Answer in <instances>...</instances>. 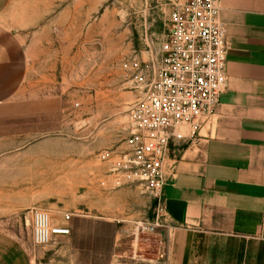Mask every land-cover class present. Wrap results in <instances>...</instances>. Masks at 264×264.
Returning <instances> with one entry per match:
<instances>
[{
    "label": "rangeland",
    "instance_id": "rangeland-1",
    "mask_svg": "<svg viewBox=\"0 0 264 264\" xmlns=\"http://www.w3.org/2000/svg\"><path fill=\"white\" fill-rule=\"evenodd\" d=\"M170 12L171 0H8L0 23L26 44L28 75L0 103V231L43 247L33 209L83 216L107 207L136 218L134 239L162 253L160 229L137 230L153 221V200L111 175L138 98L122 63L138 55L158 64Z\"/></svg>",
    "mask_w": 264,
    "mask_h": 264
},
{
    "label": "crops",
    "instance_id": "crops-1",
    "mask_svg": "<svg viewBox=\"0 0 264 264\" xmlns=\"http://www.w3.org/2000/svg\"><path fill=\"white\" fill-rule=\"evenodd\" d=\"M219 10L226 84L195 136L184 128L185 139L170 147L162 253L134 239L136 218L99 207L69 221L54 212L70 235L43 247L0 231V264H264V0H220ZM27 75L26 44L0 23V103Z\"/></svg>",
    "mask_w": 264,
    "mask_h": 264
},
{
    "label": "built area",
    "instance_id": "built-area-1",
    "mask_svg": "<svg viewBox=\"0 0 264 264\" xmlns=\"http://www.w3.org/2000/svg\"><path fill=\"white\" fill-rule=\"evenodd\" d=\"M219 1L171 0L169 33L158 64L138 55L122 63L138 98L129 107L127 149L119 154L112 175L141 186L153 200V221L140 225L138 232L152 233L166 226L163 191L170 147L185 139L184 128L195 136L200 120L214 114L224 91L227 34L219 18ZM31 214L36 245L70 235V229L55 223L48 211L33 209ZM71 217L65 215L64 219Z\"/></svg>",
    "mask_w": 264,
    "mask_h": 264
}]
</instances>
